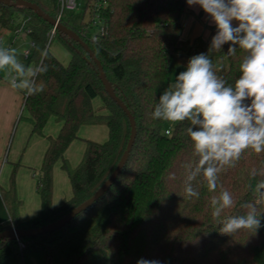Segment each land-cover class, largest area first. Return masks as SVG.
I'll list each match as a JSON object with an SVG mask.
<instances>
[{"label": "trees", "instance_id": "16d2710c", "mask_svg": "<svg viewBox=\"0 0 264 264\" xmlns=\"http://www.w3.org/2000/svg\"><path fill=\"white\" fill-rule=\"evenodd\" d=\"M27 1L39 4L54 18L60 15L59 0H53L52 6L44 0ZM186 9V0H87L89 21L75 24L61 17L89 44L117 96L133 113L136 140L122 172L99 200L54 231L20 241L13 235L1 239L0 264H137L141 259L161 264H264V227L256 234L240 230L228 236L219 231L227 218L246 215L250 210L246 205L264 213V202L257 203L261 197L257 185L264 182V152L246 149L218 174L215 191L209 190L201 172L191 181L199 197L188 199L183 188L198 161L186 133L188 122H176L167 134L168 122L149 115L159 95L173 82L172 65L186 66L191 56L208 52L211 39L198 36L187 45L182 39ZM97 17L106 32L94 41L91 30ZM0 26L15 31L27 28L35 45L31 62L43 60L37 48L47 50L48 71L37 78L44 83V91L24 99L32 132L42 134L51 118L62 123L59 134L48 138L41 168L35 171L40 214L21 219L15 167L10 188L3 192L9 221L0 225L1 233L50 224L95 194L122 158L132 127L79 42L59 30L51 37L53 26L19 5L0 2ZM56 37L70 51L67 64L50 51ZM227 47L208 55L218 74L234 84L247 53L237 48V54L228 57ZM96 97L103 102L100 108L94 107ZM86 125L107 126L109 137L105 142L86 139L83 158L72 167L65 152ZM59 159H63L73 194L55 207L54 167ZM170 173H175L174 180L168 179ZM223 191L230 193L233 204L213 217L212 199Z\"/></svg>", "mask_w": 264, "mask_h": 264}, {"label": "clouds", "instance_id": "9594fccd", "mask_svg": "<svg viewBox=\"0 0 264 264\" xmlns=\"http://www.w3.org/2000/svg\"><path fill=\"white\" fill-rule=\"evenodd\" d=\"M186 4L201 9L215 25L208 52L228 45V57L235 56L237 48L247 53L234 84L218 74L208 52L191 56L185 70L175 75L149 114L153 120L188 122L186 133L198 157L183 188L184 197L191 199L199 197L191 181L201 172L209 190L215 191L218 174L239 160L246 149L264 152V0H186ZM37 51L43 60L25 65L18 60L17 49L0 46V71L10 68L14 74L4 72L6 79L26 96L37 95L45 87L37 78L48 71L44 63L47 50ZM175 178V173L168 176L170 180ZM259 189H264V182L257 185ZM261 202L264 194L257 200ZM232 204L230 193L223 191L219 198L212 199L213 217ZM246 207L250 209L246 215L223 221L219 229L222 235L233 236L240 230L256 234L264 227V213L258 214L255 205ZM137 264L161 262L141 259Z\"/></svg>", "mask_w": 264, "mask_h": 264}, {"label": "crops", "instance_id": "0c3cea01", "mask_svg": "<svg viewBox=\"0 0 264 264\" xmlns=\"http://www.w3.org/2000/svg\"><path fill=\"white\" fill-rule=\"evenodd\" d=\"M202 15L203 11L201 9H199L198 7H189L187 5V9L182 17L183 40L192 41L194 38L199 36L198 28L200 24L198 23L199 20L197 19V17L200 18V16L202 17ZM193 23L195 26H192L191 32L189 33V27ZM8 31H14L15 38L20 35L22 29L15 31L12 29H3L0 26V41L4 40V34L9 33ZM208 31L210 38L213 31H211L210 29ZM14 33L9 36L7 42H9L10 39L11 42H13L12 36L14 35ZM26 35H29L30 37L28 31ZM22 40V42L26 44V39L24 37H22ZM28 49L30 48L25 47L22 50V55L25 58H29L24 55L25 51ZM30 50L32 51V49ZM24 99L25 94L20 90L13 89L6 79L5 74L0 73V225L6 224L9 221V213L6 203L3 199V192L10 188L11 175L15 167L17 169L15 176L16 192L21 202L19 208L21 219L28 220L40 214L41 199L37 191L35 171L37 170V168H41L44 153L49 145L48 138L56 137L59 134L62 126V123L58 121L56 123V128L49 131L47 135L44 134V137L39 136L38 133H33V125L31 121L28 120L30 114L25 108ZM94 100L95 98L93 99V104ZM94 107H96L95 104ZM52 119L53 118H51L50 120ZM45 128L43 132H45ZM57 202L58 201L56 194H54L53 205L55 207L60 206V203Z\"/></svg>", "mask_w": 264, "mask_h": 264}, {"label": "rangeland", "instance_id": "374dc122", "mask_svg": "<svg viewBox=\"0 0 264 264\" xmlns=\"http://www.w3.org/2000/svg\"><path fill=\"white\" fill-rule=\"evenodd\" d=\"M45 3L48 6L53 5V0H44ZM78 6L74 10H68L65 9L63 11V18L65 20H70L72 23L75 24H81L84 20L85 22L89 21L90 13L89 11L86 10V3L87 0H77ZM91 10V9H90ZM91 12V11H90ZM199 20V36H202L205 39H211V37L215 34V25L211 22L210 18L206 16V14L203 12L202 17L200 18L197 17ZM195 22V21H194ZM192 26H195L194 23L189 27V33L191 32ZM100 23L99 20L96 19L95 22H93V28L91 30L92 33H95L96 31L99 30ZM22 31L20 32V35L14 38L15 33L14 31H8L9 33L4 34V40L0 41V46L2 47H12L17 49V58L20 60L22 63L25 65L29 64H35L34 62H31V58H25L22 54V50L27 47L33 50L32 46V40L27 34V28L25 26L22 27ZM188 28V26H187ZM213 31L212 36L209 38L208 30ZM21 30V29H20ZM14 35L12 36L13 42H11V39L9 42L7 40L9 39V36L11 34ZM53 35H51L52 37ZM22 37H24L26 40V44H24L22 41ZM17 39V40H16ZM185 44L187 45V40H184ZM2 43V44H1ZM23 43V44H22ZM50 51L56 55L60 60H62L64 63H68L71 54L69 49L66 47V45L59 39V38H52L50 42ZM185 65H181L179 63H174L172 65L171 71H170V77L172 81L174 80L175 75H177L179 72L185 70ZM5 73H12V70L5 69ZM0 71V73H4ZM4 73V74H5ZM14 74V73H12ZM94 104L96 107H100L102 105V100L100 97L95 98ZM58 121L53 118L50 120L45 128V132L42 134H38L39 136H45L49 131L54 130L56 128V123ZM167 126L171 128V122L167 123ZM45 134V135H44ZM109 134H108V128L105 125H93V126H84L80 130V137L76 139L72 144L69 146L67 151L65 152L64 158L68 160L70 165L72 167H76L82 160L84 151H85V144H86V139H92L98 142H105L108 140ZM40 168H37V172H39ZM36 184H37V178H36ZM54 194H56L57 197V203H63L65 198H69L72 196V188L71 184L68 179L67 172L63 169V159H59L54 167Z\"/></svg>", "mask_w": 264, "mask_h": 264}, {"label": "water", "instance_id": "95a60500", "mask_svg": "<svg viewBox=\"0 0 264 264\" xmlns=\"http://www.w3.org/2000/svg\"><path fill=\"white\" fill-rule=\"evenodd\" d=\"M0 2L4 4H13V5H19L23 7H28L32 9L34 12H36L40 17L47 20L53 27H56L57 30H59L62 33L67 34L69 37L73 38L77 42H79L82 47L89 53V55L92 57V59L95 61L99 68L100 78L105 86V89L110 94V96L121 106V108L125 111L127 116L129 117L131 127H132V133L131 137L128 143V146L120 159L117 167L111 174V176L108 178V180L93 194L90 198H88L86 201L81 203L79 206L74 208L72 211H70L68 214H66L64 217L60 218L59 220H56L50 224L37 227V228H31V229H10L4 232L0 233V240L3 238H6L10 235H18L19 238L24 237H32V236H38L41 234H45L51 231H54L56 229H59L66 224H68L73 218H75L79 213L86 210L90 206H92L97 200H99L112 186L113 182L117 179V177L122 172L125 164L128 161L130 152L133 148L134 142L136 140L137 135V122L133 115V113L130 111L128 106L120 99V97L117 96L116 92L114 91L111 82L109 81L106 72L104 70V67L101 63V61L97 58L89 44L84 41L81 36L72 28L65 25L63 22H61V19L54 18L50 14L46 13L39 4L30 2L27 0H0ZM264 194V189H260V195Z\"/></svg>", "mask_w": 264, "mask_h": 264}, {"label": "built area", "instance_id": "2783aa9c", "mask_svg": "<svg viewBox=\"0 0 264 264\" xmlns=\"http://www.w3.org/2000/svg\"><path fill=\"white\" fill-rule=\"evenodd\" d=\"M59 1H60V5H61V12H60V15L58 16L59 19H61L62 14H63V11H64L65 9H68V10H74V9L78 6L77 0H59ZM96 19H98V17H97ZM99 23H100L99 30L96 31V32L93 34V40H94V41H97V40H98L102 35H104L105 32H106V28H105L104 24H103L102 22H100V21H99ZM21 29H23V28H21ZM56 30H57L56 27H53L52 35L55 34ZM27 31H28V30H27ZM28 32H29V31H28ZM32 46H34V43H33V42H32ZM25 53H27L26 56L29 57L30 54H31V50L28 49V50L25 51ZM174 124H175V123H172V122H171V126H172V127H173ZM170 132H171V128H167L166 133L169 134ZM14 237L17 238V240H19V241H20V239H21V238L18 237V235H15ZM21 244L23 245V243H21Z\"/></svg>", "mask_w": 264, "mask_h": 264}]
</instances>
